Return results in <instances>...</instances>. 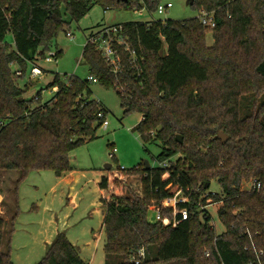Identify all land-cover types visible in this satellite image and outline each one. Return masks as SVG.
I'll return each mask as SVG.
<instances>
[{"label": "trees", "instance_id": "trees-1", "mask_svg": "<svg viewBox=\"0 0 264 264\" xmlns=\"http://www.w3.org/2000/svg\"><path fill=\"white\" fill-rule=\"evenodd\" d=\"M160 4L161 0H0V173H21L16 194L10 193L12 205L2 201L9 220L0 216V264H14L11 242L19 215V184L31 171L51 170L57 177L71 172L72 152L95 139L102 127L98 113L108 115L101 103L85 99L89 79L71 77L63 82L56 75L49 87L58 90L46 104L40 93L27 99L29 87L21 88L19 80L30 64L46 59L61 32L79 23L94 6L152 14ZM190 7L215 13V29L204 27L198 18L118 25L143 60L140 77L123 48H118L122 58L118 75L94 46L83 49L89 77L106 88H114L117 80L125 87V95L117 93L126 114L143 117L134 131L145 145L160 147L156 160L166 164L146 169L143 163L121 173L139 177L141 195L111 194L101 199L105 264H135L140 250L145 251L140 264H264L262 2L194 0ZM210 32L212 47L207 44ZM8 35L13 44L6 41ZM245 97L253 101L250 112L240 117ZM220 132L228 136L226 142L219 138ZM254 180L262 185L259 191L243 190ZM212 181L218 182L221 193L205 197L210 190L205 187ZM100 188L108 190L107 178ZM179 191L189 198L179 206L187 209L188 219L176 227L150 224L152 204L160 206ZM219 203L225 232L218 235L206 207ZM171 214L170 209L161 210L162 218L172 219ZM38 264L87 263L61 232Z\"/></svg>", "mask_w": 264, "mask_h": 264}, {"label": "rangeland", "instance_id": "rangeland-1", "mask_svg": "<svg viewBox=\"0 0 264 264\" xmlns=\"http://www.w3.org/2000/svg\"><path fill=\"white\" fill-rule=\"evenodd\" d=\"M169 3L173 7L163 15L155 12L150 14L146 10L140 12L115 9L105 11L100 5L94 6L79 23H71L65 32L57 36L52 48L46 53L48 57L50 54L59 52L60 55L56 57V60L53 58L52 62L46 59L36 62L42 70L41 76L31 78L33 65L28 66L26 75L19 80L21 88L29 87L26 98L32 99L40 93L43 104L50 102L54 98L55 90L49 86L54 82L56 75H59L63 82H67L71 77L88 81L90 73L83 60V49L91 31L99 30L100 26L108 27L132 22L186 21L198 18L200 15L184 0H161L164 6ZM65 20L70 22L68 16H65ZM68 33H71L73 38H70ZM6 41L13 44V37L8 35ZM207 44L210 47L214 45L211 32L207 35ZM89 90L90 94H85V99L101 103L107 109L106 121L109 126L107 129L100 127L96 131L95 139L75 149L71 154L70 165L72 171L87 174L86 181L91 180V182L84 186L85 181H82L69 192V188L62 185L56 186L58 177L51 170L31 171L28 174L17 190L19 215L14 223L15 233L11 242V259L15 264H38L46 252L41 242L46 236L44 233L50 232L57 225H64L67 232L71 231L74 238L69 240L75 241L76 245L81 247L82 257L88 264H105L106 235L104 228L102 229L103 215L98 205L100 192L94 183L95 179L99 173L109 172V188L104 190L106 198L111 194L141 195L139 177L128 175V173L117 174L120 169L125 168L129 171L141 166L145 161H148L152 168L166 165L156 160L161 152L160 147L156 144L145 145L139 134L134 131L140 123L141 115L126 114V109L122 107L121 98L116 89L91 82ZM252 101L253 97L242 98L240 117L250 112ZM113 149L117 150L115 159L110 157ZM108 165L112 167L110 171L106 170ZM20 177L19 171L0 173V196L6 204L12 205L10 193L17 189ZM246 187L248 186L243 188ZM195 191L198 192V189ZM209 191L214 194L221 193V187L217 181H212ZM2 200L0 210L2 211L3 208L4 211ZM152 205V208H156L155 204ZM220 206L219 203L206 207L218 235L225 232V227L218 217ZM0 216L7 217L5 214ZM95 235L97 237L100 235V241L95 240Z\"/></svg>", "mask_w": 264, "mask_h": 264}, {"label": "built area", "instance_id": "built-area-1", "mask_svg": "<svg viewBox=\"0 0 264 264\" xmlns=\"http://www.w3.org/2000/svg\"><path fill=\"white\" fill-rule=\"evenodd\" d=\"M262 7L264 9V0H261ZM173 5L171 3L167 5L160 4L157 9V14L163 15L166 12H168ZM138 12V11H136ZM198 20L200 23L211 30L215 29L216 27V19H215V13H209L202 11L200 12V15L198 17ZM264 27V24H263ZM123 28L122 26H113V27H102L101 29L97 31H93L91 35L87 38V44L92 45L96 48V50L100 53L101 57L105 61L108 68L111 70L112 73L115 75L120 74L122 70V58L120 55V51L118 48H123L127 53H129V62L132 68L136 71V74L138 77L141 76L142 73V61L139 60L135 50H133L129 44V42L126 40V38L122 35ZM70 38H73V35L71 33L67 34ZM57 54H50L48 57H46V61L52 62L53 58L56 60ZM20 75V72L17 73ZM42 75V70L37 66L33 65V68L31 70V78H37ZM118 78V76H117ZM89 81L92 83H98V80L92 77H89ZM117 92L120 94L125 95L126 89L124 86L120 84V82L117 80V83L115 84V87ZM55 93L57 92V88H54ZM98 119L102 120V127L104 129H107L109 126V123L106 121L107 114L104 112H99L97 115ZM3 127V122L0 119V129ZM117 150L113 149V152L111 153L110 157L112 159H115V154ZM166 167V166H163ZM128 171L125 168H121L120 172L117 174H121L122 172ZM244 186H248L246 188H243ZM243 189L248 191H259L262 187L261 183L254 180L249 183H246L243 185ZM195 193H197L195 191ZM210 194L215 195L214 193L208 191L205 194V197L209 196ZM189 203V198L185 196L184 192L179 191L175 196L168 198L164 200L160 206H156V208H150L147 215V220L150 224H158L162 223L164 226H170L176 227L181 222H184L188 219V211L187 209H180L179 206L182 204ZM162 209H170L172 210V219L170 217L162 218L161 216V210ZM153 212V214H152ZM152 214V215H151ZM257 256L262 255L263 253H257L255 252ZM206 257H209L210 254L208 252L205 253ZM145 259V251L140 250L138 252V258H135L134 262L135 264H140L142 260Z\"/></svg>", "mask_w": 264, "mask_h": 264}, {"label": "crops", "instance_id": "crops-1", "mask_svg": "<svg viewBox=\"0 0 264 264\" xmlns=\"http://www.w3.org/2000/svg\"><path fill=\"white\" fill-rule=\"evenodd\" d=\"M119 25H122V24H119ZM114 26H118V25H114ZM108 27H113V26H108ZM44 104H46V103H44ZM142 120H143V117L141 116L140 117V122ZM108 175H109V172H107V173H99V175L97 176V178L94 181L96 186H98V190L100 192V200L98 202V205L100 206V209L102 210V215H103V217H102V229H103V223H104V218H105V212H104L103 205L101 203V199L106 198V196H105V191L100 188V183H101V180L103 178H107L108 179ZM87 177L88 176L85 173H79V172H76V171H72V172H69L67 174H64L61 177H58V183H56V186H61L62 185L63 187L69 188V192H70L71 190H74V188H76L78 185H80L82 183V181H85L84 186H86L88 183H90L91 180L86 181ZM106 195H107V193H106ZM72 199L74 200V197ZM1 200H2V197L0 196V203H1ZM0 207H1V204H0ZM4 214L7 215V217H9V215L6 214V212H5V207H4V211H3V208H2V211L0 210V215H4ZM7 217L6 218L4 217V218L7 220ZM61 232H64L67 235L68 239L74 238L72 233H71V231L67 232L66 228L64 229V225L63 226L57 225L50 232H45L44 233V234H46V236L41 242L44 245V248H46V251H47L48 247L51 245V243L54 241L55 237ZM13 236H14V234H13ZM95 240L100 241V235L98 237H97V235H95ZM12 241H13V237H12ZM71 243L77 249V251H78L79 255L81 256V258L85 261V259L82 257V251L83 250L81 249V247L76 245L77 243H75V241H72ZM85 263L88 264V262H86V261H85Z\"/></svg>", "mask_w": 264, "mask_h": 264}, {"label": "water", "instance_id": "water-1", "mask_svg": "<svg viewBox=\"0 0 264 264\" xmlns=\"http://www.w3.org/2000/svg\"><path fill=\"white\" fill-rule=\"evenodd\" d=\"M119 1H126V0H119ZM186 3H187L188 6H192L193 3H194V0H187ZM218 136H219V138L221 139V141H223V142H226V141L228 140V136H226V135H225L224 133H222V132H220V133L218 134ZM177 141H178V142H182V138H181V136H177ZM144 164H145V166H146V169H150V168H151V166H150V164H149L148 161H145ZM106 170H107V171H110V170H111V166H107V167H106ZM209 187H210V184H207L205 188L208 189Z\"/></svg>", "mask_w": 264, "mask_h": 264}]
</instances>
